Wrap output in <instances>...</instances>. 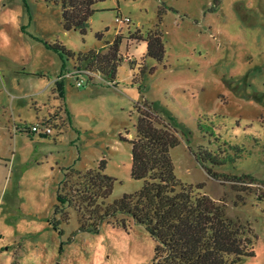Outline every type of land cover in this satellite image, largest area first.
<instances>
[{"label": "rangeland", "instance_id": "rangeland-1", "mask_svg": "<svg viewBox=\"0 0 264 264\" xmlns=\"http://www.w3.org/2000/svg\"><path fill=\"white\" fill-rule=\"evenodd\" d=\"M94 9L81 35L63 30L59 4L0 0V264H151L155 241L126 216L79 232L67 209L68 222L53 227L66 169L96 170L104 161L115 179L107 203L142 187L131 179L126 141L143 104L177 130L170 152L177 179L204 184L226 217L249 225L254 255L243 264H264V0H104ZM156 31L162 62L146 56L145 39ZM116 39L113 83L74 74L76 59L47 47L105 53ZM34 125L37 133L24 130ZM199 148L236 154L214 171L250 174L255 184L234 192L210 178L192 154ZM121 220L126 228L114 223Z\"/></svg>", "mask_w": 264, "mask_h": 264}, {"label": "trees", "instance_id": "trees-1", "mask_svg": "<svg viewBox=\"0 0 264 264\" xmlns=\"http://www.w3.org/2000/svg\"><path fill=\"white\" fill-rule=\"evenodd\" d=\"M44 2L60 5L61 25L65 32L77 30L85 35L95 13L94 6L104 0ZM96 38L100 40L102 34H97ZM133 39L142 40L137 34ZM145 41L146 56L162 62L165 57L162 35L156 31ZM118 42L116 39L105 53L90 50L77 56L59 44H47V47L69 59H76L78 68L87 73L100 74L113 83L121 63ZM136 111L135 137L126 142L131 150V179L142 181V187L107 203L115 179L104 173V161L96 170L66 169L54 207V214L62 217L53 219L54 229L68 222L67 209L77 214L79 232H97L103 223L109 224L123 215L143 227L155 241L151 264H243L245 258L254 255L255 236L251 227L226 217L225 203L216 202L203 193L204 184L189 185L177 179L170 157L171 150L179 145L175 126L146 104L137 107ZM49 123L50 120L45 124ZM192 154L210 178L221 184L229 183L234 192L244 191V186L256 182L250 174L236 176L214 171V167L234 164L236 154L232 158H223L224 151L220 149L212 152L202 148ZM114 223L126 228L123 220Z\"/></svg>", "mask_w": 264, "mask_h": 264}, {"label": "built area", "instance_id": "built-area-1", "mask_svg": "<svg viewBox=\"0 0 264 264\" xmlns=\"http://www.w3.org/2000/svg\"><path fill=\"white\" fill-rule=\"evenodd\" d=\"M116 21L118 23H121V24H124V23H128L129 20L126 18V19H122V18H117ZM76 75H80V74H87L89 77H91L93 74H89L87 73L86 71H84V69H80V68H77V70L75 71ZM84 81L83 80H79L77 81L76 85L77 87H81L83 85ZM52 126L51 123L49 124H45V129H44V133L45 135H50L52 133ZM26 132H30V133H37L39 131V128L34 125L32 126L31 128H25L24 129Z\"/></svg>", "mask_w": 264, "mask_h": 264}]
</instances>
